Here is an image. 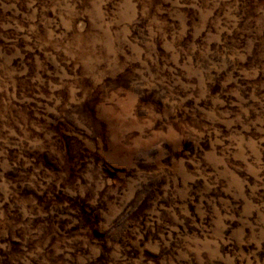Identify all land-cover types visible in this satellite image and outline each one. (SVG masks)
<instances>
[{
    "label": "rangeland",
    "instance_id": "374dc122",
    "mask_svg": "<svg viewBox=\"0 0 264 264\" xmlns=\"http://www.w3.org/2000/svg\"><path fill=\"white\" fill-rule=\"evenodd\" d=\"M0 264H264V0H0Z\"/></svg>",
    "mask_w": 264,
    "mask_h": 264
}]
</instances>
